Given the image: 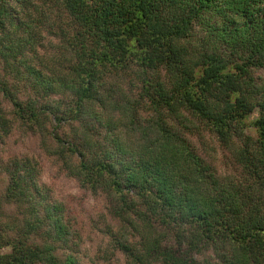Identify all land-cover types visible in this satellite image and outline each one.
Here are the masks:
<instances>
[{
  "label": "trees",
  "instance_id": "trees-1",
  "mask_svg": "<svg viewBox=\"0 0 264 264\" xmlns=\"http://www.w3.org/2000/svg\"><path fill=\"white\" fill-rule=\"evenodd\" d=\"M14 132L103 197L108 264H264V0H0V264H81Z\"/></svg>",
  "mask_w": 264,
  "mask_h": 264
},
{
  "label": "rangeland",
  "instance_id": "rangeland-1",
  "mask_svg": "<svg viewBox=\"0 0 264 264\" xmlns=\"http://www.w3.org/2000/svg\"><path fill=\"white\" fill-rule=\"evenodd\" d=\"M254 117L255 115L252 119ZM247 132L253 134L252 130ZM203 140L205 146L198 143V148L205 157L208 156L207 159L222 173L232 172L233 163L229 152L209 137ZM4 143L2 149L4 152L25 155L36 161L39 184L49 190L55 199L65 204L67 215L71 216L81 235V264H108L102 251H107L109 254L111 249L99 229L108 218L103 197L80 188L57 161L40 150L39 140L36 137H24L14 132ZM110 259L114 260V258Z\"/></svg>",
  "mask_w": 264,
  "mask_h": 264
}]
</instances>
